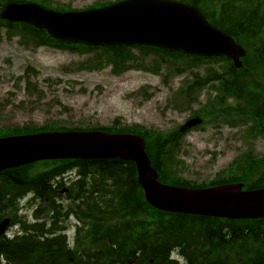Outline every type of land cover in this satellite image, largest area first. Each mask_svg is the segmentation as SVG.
I'll list each match as a JSON object with an SVG mask.
<instances>
[{"label": "water", "instance_id": "obj_1", "mask_svg": "<svg viewBox=\"0 0 264 264\" xmlns=\"http://www.w3.org/2000/svg\"><path fill=\"white\" fill-rule=\"evenodd\" d=\"M2 19L46 31L60 41L86 46L140 45L197 56H226L240 67L241 47L210 26L194 7L172 0H123L84 12L56 13L35 4H8ZM191 120L186 127L199 124ZM132 161L146 202L167 213L224 218H264V189L242 185L185 189L161 184L137 135L49 132L0 138V171L44 160ZM1 231V229H0Z\"/></svg>", "mask_w": 264, "mask_h": 264}, {"label": "rangeland", "instance_id": "obj_2", "mask_svg": "<svg viewBox=\"0 0 264 264\" xmlns=\"http://www.w3.org/2000/svg\"><path fill=\"white\" fill-rule=\"evenodd\" d=\"M53 7L67 6L83 10L93 5L116 0H49ZM139 62L119 76L112 66L91 71L79 65L99 53L81 54L47 47L21 46L18 38H0V128L42 127L56 123L66 127L91 128L137 126L151 132H169L180 126L191 112H177L168 102L190 73L166 78L140 67L152 68L155 56L132 50ZM163 69V68H162ZM201 68L192 70L200 73ZM30 82V90L25 85ZM199 104L195 106L197 109ZM231 132L222 126L213 130L196 129L182 140L178 160L183 166L178 176L196 183L211 181L242 153L252 151L264 156V141L248 148L240 141H228Z\"/></svg>", "mask_w": 264, "mask_h": 264}, {"label": "trees", "instance_id": "obj_3", "mask_svg": "<svg viewBox=\"0 0 264 264\" xmlns=\"http://www.w3.org/2000/svg\"><path fill=\"white\" fill-rule=\"evenodd\" d=\"M9 1L16 2H28L35 0H0V3H6ZM183 3L197 7L206 17L208 22L216 27L217 29L223 30L230 36L237 38L239 43L243 44L249 51H252V37H260L262 35L259 30L264 28V0H177ZM36 2L46 8H51L49 0H36ZM110 3H104L96 5L94 7L105 6ZM58 11H65L67 7L63 6L61 8H55ZM5 30V34L8 38L18 37L20 44L24 46L32 45L34 47H50L68 52H79L81 54H97L94 59H88L81 63L78 67L80 70L90 71L95 68H100L104 64H110L112 66V73L119 75L125 72L133 66L129 63L136 60V57L131 52V47H111V48H91L83 46H72L67 44H61L56 41L51 40L48 36L41 31H37L31 27L23 24H11L0 20V33ZM255 30V33L250 32ZM264 43V41H263ZM141 52L152 53L155 56L154 65L152 69L145 67H140V69L147 70L153 73H158L162 68L166 72V76L181 75L188 69L197 67L198 59L192 56H186L183 54H170L160 52L155 49H145L137 48ZM250 55H247L243 60V67L241 70H235L236 82L233 84V91L236 96L249 100L252 96L250 83L247 78V70L250 66ZM198 76V75H196ZM27 87H30L29 81H27ZM201 82L199 78H195L190 83L185 84L182 88L178 90L175 94L172 105L179 111L184 109H191L194 103L198 102L199 89ZM193 115L198 116L197 111H193ZM253 116L257 118V112H252L248 107L238 106L236 116ZM261 116V120H264V116ZM241 118V117H240ZM256 127H262L261 123L258 121ZM106 132H117V133H131L140 134L146 139V150L152 161L153 167L157 170L159 174L160 181L164 183H169L173 185H178L187 188H198L202 187V184H196L194 182H187L179 179L177 173L179 167L183 163L177 159L179 144L176 140H173L171 135L164 134L161 132L152 133L144 132L137 126L132 127H122L117 128L116 124L112 128H96ZM53 130H68L66 127H58L56 125L48 124L41 128L35 126H26L23 128H0V137L7 135L16 134H26L35 133L41 131H53ZM70 130H77L71 128ZM264 162V161H263ZM263 162L257 163L254 167L249 164L248 161L239 160L238 169L242 171L241 177L236 180L245 181L247 178L254 177L256 174H262L261 179L255 181L250 188H258L264 186V165L262 168L258 167ZM58 167V163H54ZM62 165V167H61ZM80 165L81 171L85 168L91 171L94 176H101V178L111 179L114 177L115 172H120L125 174V192L122 196L118 195L120 198L118 205H120L116 210L108 209L104 206L102 202V208L99 203L94 202L92 209V217L89 219L91 224L90 234L95 236L110 235L109 231L112 229V223H109L113 216L119 215L117 218L121 219H141V220H151L159 222L157 229H169L174 226L178 227L176 224L173 226H168L164 224L166 222H176V221H188V226L192 230L195 226H203L207 230V236H213L215 223L217 219H209L202 217L184 216V215H171L166 213L158 212L151 207H149L143 200L141 190L135 180V171L131 163H115L113 161H91V162H81V161H60L59 171L63 172L65 170H70L76 166ZM117 165V166H114ZM124 165V166H123ZM50 172H47L44 176H40L35 180H31L26 174H22L19 177L14 176V180H8L7 184L11 187H24L27 189L34 188H46L48 183L52 180L51 177L57 173L56 169L51 168ZM262 169V170H261ZM56 172V173H55ZM22 178V179H20ZM20 179L21 181H19ZM235 180H221V183H227ZM4 183L5 186H8ZM204 186V185H203ZM41 191H43L41 189ZM164 222V223H163ZM169 224V223H168ZM222 230L226 232L222 233L223 241H227L230 245L233 243H243L247 242L253 244L254 256L251 260L254 264H260L263 256L257 255V253L264 252L263 243L264 242V220L258 221L257 223L249 224H222ZM238 226V230H234ZM156 227V226H155ZM228 227L232 229H228ZM242 227L246 228L242 231ZM145 229V227H144ZM226 234L229 238H225ZM262 239H259L261 238ZM22 250V249H21Z\"/></svg>", "mask_w": 264, "mask_h": 264}, {"label": "flooded vegetation", "instance_id": "obj_4", "mask_svg": "<svg viewBox=\"0 0 264 264\" xmlns=\"http://www.w3.org/2000/svg\"><path fill=\"white\" fill-rule=\"evenodd\" d=\"M264 56V55H262ZM264 75H255L253 70H250V76L249 78L253 81L255 80H261ZM223 75L220 73L218 75H215L214 77H207L205 76V79H209L210 82L208 85L204 87L202 90V106L201 111L203 115L204 122H207L208 114L212 113L215 110V105L220 102L222 103V100L220 98V95L214 91L212 92L213 88L211 86L212 81H215L218 85L219 82L223 81ZM228 80L226 82H234L235 80L231 76H227ZM210 91V93H213L210 100L208 99L209 96L207 92ZM228 103L233 102V99L228 98ZM257 139L264 140L263 135H259ZM253 136L249 135L246 139H243V141H253ZM89 182H93L91 178H89ZM72 184H74V181H72ZM70 189L68 187L63 188L62 190H59L57 192V196L55 197L57 203H61L62 205L68 204L69 200L68 192ZM13 195L17 196L18 205L17 208L21 206V200L25 196L23 193L19 192H13L10 193L9 189H0V200L6 201V203H10L12 200ZM34 197H37V194L34 192L32 193ZM89 195V192L87 193ZM81 199H85L86 201H89V197L86 198L83 196ZM38 201L40 204L42 202H45V205L48 201L46 198L39 199ZM80 200L78 203L76 202L73 207L76 211H85L90 212L91 208L89 203L83 204ZM24 207L28 206V204H24ZM24 217V216H23ZM75 218V217H74ZM77 218V217H76ZM75 218V219H76ZM78 220V221H77ZM76 225H74L72 228V234L71 235H65V237L59 236H52V235H44L43 237L36 236L37 239L41 241H49V244H43V247H47L48 251H23L22 253L15 254L14 252H10L7 254V256L0 250V255H3L5 260L7 261V264H15L14 259L17 257H21L23 259H28V262L26 264H176L175 261L169 260V252L173 248H179L180 254L186 259L187 264H192L191 260L193 259V256L197 253H200L204 259H208V256L206 254L207 250V244L209 245V254L212 252L213 249L220 250L218 241L219 237H211L210 240L215 239L217 242H210L207 243V237H190L188 235L186 236H174L169 238L170 241L165 244H159V238L156 236L147 237L141 235L142 229L140 226L143 223L142 220H129V221H123L121 224L124 225L123 228L120 229V236L110 238L107 237L106 239H103L102 237H95L92 235H85L87 230V225L83 221L80 220V218H77ZM79 223V226H78ZM9 224H19L20 229L22 230V235L15 236L13 239L9 240L3 235L1 236L2 241H6L7 243L13 245V243L18 239L24 236V233L27 232L25 230V227L15 222L14 220H10ZM7 225V226H8ZM6 226V227H7ZM135 226V227H134ZM67 231L66 228H62L60 232ZM118 238V239H117ZM199 239V240H198ZM103 241V243L97 248V251H95V241ZM1 241V243H2ZM69 241H71V246H69ZM146 243V244H144ZM116 244H118L116 246ZM35 246V245H34ZM111 248L113 250H118L116 253L109 251L108 249ZM155 250L156 253L154 256L150 257L148 255L143 254V252L147 250ZM162 249H166V252L168 253V256L164 260H160V254L163 251H160ZM119 252V253H118ZM97 254L104 255L103 260H98ZM118 254V257H117ZM17 256V257H16ZM219 258V257H218ZM207 264V261H206ZM212 264V263H211ZM214 264H219L218 261H214Z\"/></svg>", "mask_w": 264, "mask_h": 264}, {"label": "bare ground", "instance_id": "obj_5", "mask_svg": "<svg viewBox=\"0 0 264 264\" xmlns=\"http://www.w3.org/2000/svg\"><path fill=\"white\" fill-rule=\"evenodd\" d=\"M81 200H84V201H82L83 204H85V205L87 204V201L85 199H81ZM199 228H200V225L193 227L192 230L195 231V230H198ZM0 239H1V236H0ZM1 241L2 240H0V250L6 256L10 252H14L15 254H18V253H22L23 252L18 247L9 244L6 241H2V243H1ZM218 244H219L220 250L213 249L212 252L208 255V259L209 260H214V259L218 258L220 256V254L222 252H224V251H230V250L233 249L234 251H236L238 253H244L247 250V246L245 244H243V243H237L234 246H231L227 241L221 240V241L218 242ZM262 248L264 250V244H263V247ZM160 251H163L160 254V260L166 259L167 256H168V253L166 252V249H162ZM14 261H15V264H26L28 262V259H23L21 257L20 258L17 257L16 259H14Z\"/></svg>", "mask_w": 264, "mask_h": 264}, {"label": "clouds", "instance_id": "obj_6", "mask_svg": "<svg viewBox=\"0 0 264 264\" xmlns=\"http://www.w3.org/2000/svg\"><path fill=\"white\" fill-rule=\"evenodd\" d=\"M22 234L23 233L20 229L19 224H9L2 233V235L9 240L13 239L15 236H19ZM69 246H71V241H69ZM168 258L170 261H175L176 264H187L186 259L180 254L179 248L171 249ZM0 264H7V261L5 260L3 255H0Z\"/></svg>", "mask_w": 264, "mask_h": 264}]
</instances>
